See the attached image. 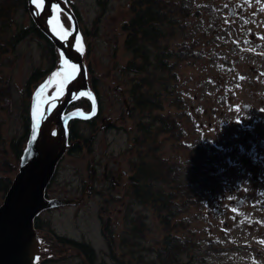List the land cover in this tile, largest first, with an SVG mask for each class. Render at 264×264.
Instances as JSON below:
<instances>
[{
  "label": "rangeland",
  "instance_id": "1",
  "mask_svg": "<svg viewBox=\"0 0 264 264\" xmlns=\"http://www.w3.org/2000/svg\"><path fill=\"white\" fill-rule=\"evenodd\" d=\"M60 1L65 8L72 11V14L75 13L80 18L78 27L83 45L81 59L86 70L88 85L90 82L91 86V79L96 82L102 111L99 115L100 119L98 117H95V120L91 119L93 125L87 126L85 125L87 123L84 122L79 125L80 131L84 135V138L81 139L83 144L75 150L72 148L66 152L58 165L56 177H54L47 193L51 198L59 200L79 199L92 181V166H97L98 172L95 170L94 186L93 184L89 186L87 195L82 198L80 203L71 206L65 204L40 214L39 223L44 226L45 232L42 234L41 231V233L37 231L39 240L42 234L43 237L45 236L43 242L52 244L53 233H58V235L78 242L89 243L98 253L100 263L104 258L107 264H115L109 253L106 235L104 234L114 233L112 243L115 244L117 253L123 255L126 261L132 260L130 248L134 245L137 251L143 253L139 254L143 258V261L139 263H142L146 258L152 260L155 257L154 251L159 249L168 233H179L184 238L193 234L192 242L199 245L195 250L199 254L197 264H213V241L219 240L215 233L220 232H209L207 223L202 226L197 223L198 217L193 215L201 214L197 212L200 206L191 207L186 211V224L184 223V208L180 209L183 207V198L192 201L197 197L196 194L190 192L189 188L186 190L184 188L190 184L188 167L194 164V160L186 157L188 165V167L185 166L186 172L176 171L170 175L173 181L171 187L175 194L174 199H177L179 204V210L176 208V213L172 214L171 220L156 214L150 205L140 207L138 208L139 212H136L134 201H129L128 192L132 188L130 177L134 175L138 165L143 164L136 160L139 156L132 157L130 153L137 150L134 142V124L144 114L143 109L136 107L132 93H134L135 84L143 80L152 82L151 93L157 95L161 91V100L165 102V105L161 106L162 109L170 115V119H177L179 111H181L179 103L183 93V81L194 88L195 80L198 77L214 76L206 71H216L221 74L228 71V65L223 64L222 60L223 58H231L230 55L226 54L230 53L231 48L228 42L237 37V32L233 30L237 20L229 18L228 2L226 0H181L183 6L178 15L179 24L164 25L165 29L161 33L158 43L155 42V39H146L151 50H146L144 57L149 59L148 65H151V62L153 66L147 69L144 67L133 69L131 63L140 64L144 58L128 48V33L124 30V26L133 19L136 7L144 5L148 0ZM160 5L164 8L167 7L163 2ZM196 7H199V10H196ZM183 11L193 16L190 22L196 23V26L193 27L190 23L182 24ZM35 13L38 15L36 10ZM14 15L18 25L23 28L35 24L29 11L19 10ZM197 15L200 17L195 19ZM59 17L64 29L73 30L74 20L70 15L63 11ZM236 19L242 20L238 16ZM53 25L55 24L49 23L47 27L55 33ZM1 29L0 178L7 180L14 179L19 170L18 155L15 151L19 148L22 149L24 143L28 142L26 138L21 144L26 123L24 114L30 111L33 95L50 77L51 84L46 83L47 87L42 92V98H47L49 95L52 97L54 93L57 94L58 84L55 81L57 76L55 73L59 65L53 71L51 70L52 61L50 57L53 55L36 35L31 34L14 47L7 45L5 48L3 41L7 40L8 34L11 35L16 32V26H13L11 31L6 33L2 32ZM55 35L59 37L56 33ZM192 42L196 44L195 52L193 53L187 48V61L185 62L184 48ZM140 43L142 44L143 41ZM168 51L181 53L172 59V62L179 60L178 65L173 69H166L162 64L161 69H159L155 60L161 56L164 63L167 60ZM215 53L221 54L222 58L219 59L221 65L211 66L209 59L211 54L215 55ZM181 55L182 57H180ZM41 72H44L42 76L40 75ZM35 73H39L38 77L41 78L32 80L31 78ZM118 89H123V93L119 92ZM164 91L165 95H163ZM26 96L28 101L25 104L23 100ZM124 101L127 102L129 108L126 107ZM88 102L84 98L78 100L73 104L74 110L80 109L85 113L90 110L91 112L92 107ZM130 106L133 107L131 115L128 114ZM104 120L106 124L111 122L114 126L106 129L107 125L102 123ZM204 146L206 147V144ZM168 147L167 144L154 155L156 158L154 165L157 164V160H161L158 157H162L163 161L165 159H170L171 162L176 161L178 165L180 158L176 156L179 155V152L174 151V145L171 151ZM146 151L147 146L143 152L145 156ZM206 153L207 156H214V152L210 149ZM205 159L202 157L197 160L201 169L204 166L211 167L213 165L210 159L206 162ZM106 165H108L109 170L108 178L105 177ZM112 175H115V181L110 179ZM160 176L167 181L168 172H162ZM5 195L3 191H0V206ZM157 203L159 200H154L156 205L154 210L166 212L157 206ZM126 207L134 212L136 219L140 213L139 218L132 222L131 231L134 233H128V226L125 224L129 214ZM120 210H122L121 215L119 214ZM206 218L205 220L202 219V223L208 222L209 219L213 220L211 217ZM135 223L141 229V236L138 238L134 228ZM186 228L193 231L189 233ZM54 241L58 242L57 240ZM44 251V253L41 251L44 255L40 259L47 260L45 264L84 263L83 258L80 259L74 252L66 251L64 255L62 251L56 249ZM190 251V246H184L179 252L182 257H185V254ZM53 255L55 258L52 257ZM47 256L50 258H45ZM157 258L159 259V257ZM38 261L40 262V260ZM163 261L168 263V258H164ZM183 261L185 264L186 259ZM132 264L137 263L132 260Z\"/></svg>",
  "mask_w": 264,
  "mask_h": 264
},
{
  "label": "flooded vegetation",
  "instance_id": "2",
  "mask_svg": "<svg viewBox=\"0 0 264 264\" xmlns=\"http://www.w3.org/2000/svg\"><path fill=\"white\" fill-rule=\"evenodd\" d=\"M226 2L229 4V18L237 20L236 26L233 28L237 32V34L235 33L237 37L228 42L231 48L230 53H226L231 58H223L222 60L223 64L228 65L229 70L224 74L216 71H206L214 76L198 77L195 80L196 85L194 88L183 81V93L179 103L181 111H179L177 119H170V115L162 107H158L160 103L157 102V106L153 104L149 113L144 111V114L139 117L134 124V142L137 150L130 153L132 157L139 156L136 160L141 161L143 164H139L134 175L130 177L132 188L128 192V197L130 202L134 201L136 212H139L138 208L150 205L156 214L163 215V217L167 216V220H171L172 214L176 213V208L172 206L173 210H171L170 204H166L164 207H161L160 204L162 199L170 197L176 203L177 199H174L175 194L171 187L173 181L170 175L176 171L186 172L187 168L185 166L188 167L186 157H188L190 160H194V164L188 167V170H190L189 180L191 181L184 188L185 190L189 188L190 192L196 194L197 197L192 201L183 198V207L180 209L184 208V223L186 224V211L191 207L200 206L197 212L203 215H193L198 217L197 223H200L201 226L207 223L209 232H220L215 233L219 240L213 241L212 263L264 264V246H262L264 244V0H226ZM196 10H199V7H196ZM70 12L72 13V11ZM73 14L79 26L80 18L77 14ZM237 16L242 20L236 19ZM182 17L183 25L190 23L193 27L196 26V23L190 22L193 16L187 14L186 11H183ZM197 17H200V15H197L195 19ZM50 21L52 25L53 19L51 16L47 22L50 23ZM38 29L53 45L52 52H55L60 59L59 52L52 40L40 27ZM51 33L55 35V33ZM42 41L51 52L47 41ZM195 47L194 42L185 46V62L187 61V48L194 53ZM53 57L54 55L50 57L51 61L54 60L53 67L60 65L58 57H54V59ZM220 58H222L220 53L211 54L210 65H221ZM43 74L44 72L40 73L41 76ZM38 76L39 73H35L31 79L41 78ZM91 86L89 82V88L94 92L98 101V115L96 118L100 119L99 115L102 108L96 82L92 79ZM118 91L123 93V89H118ZM158 94L160 96L161 91ZM163 95H165V91ZM27 101L26 96L23 102L26 104ZM160 101L161 105L164 106L165 102L161 100V96ZM124 102L126 107L129 108L127 102ZM73 104L67 109L66 113L75 109ZM136 107L141 108L137 104ZM89 112L90 110L86 113ZM132 113L133 107L130 106L128 114L131 115ZM24 119L26 123L21 144L26 138L28 141L30 136L32 125L30 111L24 114ZM92 121L70 120L68 124L69 144L73 140L71 132L75 122L77 123L74 128L80 138V141H73L74 147L72 150L81 147L83 144L81 139L84 138V135L81 133L79 125L84 122L87 123L85 125L91 126L94 124ZM102 123L106 124V121L104 120ZM106 125V129L114 126L111 122ZM87 142L88 139L86 144ZM26 144L27 142L24 143L22 149L19 148L15 151L18 155L19 166ZM167 144L170 151L174 145V151L179 152V155L173 154L180 158L178 165L176 161L171 162L170 159L163 161L162 157H158L161 160H157V164L154 165L153 163L156 160L154 155ZM146 146L145 156L143 152ZM208 149L214 152V156H207L206 151ZM202 157L206 158L205 162L210 159L213 165L211 167L204 166L201 169L197 160ZM108 165L105 167L107 170L106 178L109 176ZM142 169H147L148 172L145 176L140 177L141 181H137L136 177ZM92 170H94L95 179V170L98 172L97 166H92ZM165 171L168 172L167 181L160 176V173ZM56 174L57 170L54 177H56ZM110 179L115 181V175H112ZM154 180H157V182ZM12 181L13 179H11V184ZM50 185L46 190V198L55 200L56 198H51L47 193ZM154 200H159L157 206L166 212L155 211ZM168 201L170 203V200ZM126 208L129 212L128 216L136 221L140 213L136 219L134 212H131L128 207ZM119 214H122V210L119 211ZM206 217H211L214 221L209 219L208 222L202 223V219L205 220ZM38 226V231L43 234L45 232L44 226L41 223ZM186 230L189 233L193 231L189 228H186ZM42 234L40 235L41 242L45 240V236L43 237ZM58 236L61 235H56V237ZM47 246L63 248L54 240L52 244L49 243ZM44 252L42 251V253ZM50 256L45 258H50ZM44 260H41L40 264H45L47 260Z\"/></svg>",
  "mask_w": 264,
  "mask_h": 264
},
{
  "label": "water",
  "instance_id": "3",
  "mask_svg": "<svg viewBox=\"0 0 264 264\" xmlns=\"http://www.w3.org/2000/svg\"><path fill=\"white\" fill-rule=\"evenodd\" d=\"M54 5H58L61 10H65L64 12L73 18V30L67 31L62 26L59 14L63 11L58 14L57 23L55 18L57 14L53 12ZM35 9L32 0H29V12L32 19L52 40L59 52L60 65L55 73L58 87L57 94L54 93L52 96L56 97L55 100H52L50 96L42 98L41 90L44 91L46 83L51 84L50 77L32 97L30 136L21 157L18 173L0 206V264H39L37 258L44 255L41 251L48 249L74 252L85 259V264H90L76 248L41 245L35 227V221L42 212L65 204L71 206L80 203L87 195L89 186L94 183V170H92V181L81 198L75 200H48L46 198V190L60 161L66 152L73 148V141H80V138H74L69 144L68 124L70 120L89 121L98 114V101L94 92L89 88L86 70L81 59L82 41L75 15L68 11L60 0H44L43 9H36L39 15L35 14ZM50 16L57 31L62 28L63 32L67 33L65 38H61V35L58 37L49 31L46 21ZM72 65L76 66L74 78L61 87V81L72 71L70 67ZM82 98L90 101L92 105L90 113H85L80 109L66 113L73 103ZM37 107L40 109L39 114H37ZM37 121L39 127L35 131L36 139L33 141L32 136Z\"/></svg>",
  "mask_w": 264,
  "mask_h": 264
},
{
  "label": "trees",
  "instance_id": "4",
  "mask_svg": "<svg viewBox=\"0 0 264 264\" xmlns=\"http://www.w3.org/2000/svg\"><path fill=\"white\" fill-rule=\"evenodd\" d=\"M161 2L164 3L167 7H162ZM187 2L185 3V5ZM183 6V2L181 0H148L144 5L140 7H136L135 13L133 16V19L127 23L124 26V30L128 33L127 38V44L128 48L130 50H133L136 54H138L140 57L144 58L143 62L140 64L137 63V65L132 62L131 67L133 69L135 68H150L151 65H148L149 59L144 57V53L146 50H151V46L146 42L147 38L155 39V42L158 43V40L160 39V35L163 32L164 25H170L172 23L179 24L178 22V15L180 13L181 7ZM188 6V5H187ZM29 11V0H0V28L1 31L4 33L10 32L13 26H16V32L13 34H8L5 41L3 43L5 44V48L7 45L14 47L17 43L22 42L26 37L33 34L39 37L41 40L47 41L49 48L51 52L53 51L54 47L53 45L45 38L44 34L38 29L36 24H32L29 27H22L18 25V22H16L14 13L17 11ZM143 41L141 44L140 42ZM179 52H173L168 51L167 53V60L163 63L164 59L160 56L157 60H155L157 67L161 69V65L164 64L166 69H173L178 65L179 60H176L172 62V59L174 56H179ZM52 55L54 57H58V55L55 54V52H52ZM53 57V59H54ZM182 57V55L180 56ZM59 59V57H58ZM52 60V67L51 70L53 71L57 67H53ZM169 63V65H167ZM168 66V67H167ZM51 71V72H52ZM35 78V77H34ZM152 88V82H149L147 80H143L139 82L138 84H135L134 86V93H132L133 98L135 100V103L144 109L145 113H149L151 110V107L153 104L156 105L157 103H160L158 107L161 108V101L160 96L157 93V95L151 93ZM149 89V90H147ZM157 106V105H156ZM90 107V106H89ZM77 122H75L74 126ZM93 123V122H92ZM145 125V124H144ZM72 127V138H79L78 132L76 129ZM28 132H29V126H28ZM22 153V152H21ZM146 170H140L136 180L141 181L142 176H145L147 174ZM157 182V180H154ZM11 185V179L3 180V178H0V191H3L5 194L8 192ZM147 192V191H146ZM170 200V203H168ZM166 204L171 205L174 208H177L179 210V204L176 201V203L173 202L172 198H164L161 201L160 206L164 207ZM164 218H167V216H164ZM127 221L125 224L128 226V233H134L131 231L132 222L134 220L130 217L126 219ZM40 222V215L38 216L37 220L35 221V227L38 231V224ZM134 228L136 229L137 238L141 236V229L138 227L137 223L134 224ZM106 235L107 240V246L109 249V253L112 256V259L115 261V264H132V260L137 264H184L183 259H186L185 264H197L199 261L198 253L195 251L196 248L199 247L198 243L192 242L191 237H194L193 234H190L187 237H182L179 233H168L164 239L162 244L160 245L159 249L154 251V258L152 260L145 259L144 262L139 263L140 261H143V258L140 257L139 254H143L140 251H137L135 249V246H131L130 248V255L132 260H125V257L123 255H119L115 249V244H113L112 237L114 233H104ZM58 233H53L52 240H57L61 247H74L78 249L87 259V261L90 264H107L105 259L103 258L100 263V257L98 253L95 251L93 247L89 243L69 239L65 236H58ZM109 237V239H108ZM40 244L49 245L47 243L41 242ZM200 244V243H199ZM191 247V251L187 252L185 254V257H182L181 249L183 247ZM62 253L65 255L66 251H62ZM108 253V254H109ZM77 257V255H76ZM80 258H83L82 256H78ZM77 257V258H78ZM153 257V256H152ZM159 257V259L157 258ZM55 258V257H54ZM164 258H168V263L163 261ZM41 261L40 256L37 258ZM53 260V259H52ZM83 260H85L83 258ZM40 263V262H39ZM83 263V262H82ZM87 263V262H86ZM85 264V263H83ZM88 264V263H87Z\"/></svg>",
  "mask_w": 264,
  "mask_h": 264
},
{
  "label": "snow or ice",
  "instance_id": "5",
  "mask_svg": "<svg viewBox=\"0 0 264 264\" xmlns=\"http://www.w3.org/2000/svg\"><path fill=\"white\" fill-rule=\"evenodd\" d=\"M32 3L35 5V7H36L37 9H43V7H44V0H32ZM53 12L57 14V16H56L55 18H56L57 23H58V14L61 12L60 7H59L58 5H54V6H53ZM50 23H51V21H50ZM53 31H54L57 35H61V38H65V37L67 36V33H66V32H63V29H62V28H61L60 31H57V28L54 26V27H53ZM70 67H71L72 71L69 72L68 75L65 77V79L61 81V85H60L61 87H62L63 84L66 83L68 80L74 78V74H75V71H76V66H75V65H72V66H70ZM241 79H243V78L241 77ZM44 87H47V85H45ZM42 91H43V89L41 90V94H42ZM55 99H56V97H52V100H55ZM39 111H40V109H39V107H37V114H39ZM93 111H94V109H93ZM38 127H39V123H38V121H37V123H36L35 126H34V132H33V136H32V140H33V141H35V139H36L35 131H36V129H37Z\"/></svg>",
  "mask_w": 264,
  "mask_h": 264
},
{
  "label": "bare ground",
  "instance_id": "6",
  "mask_svg": "<svg viewBox=\"0 0 264 264\" xmlns=\"http://www.w3.org/2000/svg\"><path fill=\"white\" fill-rule=\"evenodd\" d=\"M48 21V20H47ZM46 21V25L49 26V22ZM50 30V29H49ZM56 83V82H55ZM62 91V90H61ZM98 115V114H97Z\"/></svg>",
  "mask_w": 264,
  "mask_h": 264
},
{
  "label": "clouds",
  "instance_id": "7",
  "mask_svg": "<svg viewBox=\"0 0 264 264\" xmlns=\"http://www.w3.org/2000/svg\"><path fill=\"white\" fill-rule=\"evenodd\" d=\"M42 245V244H41ZM42 247V246H41ZM84 261V260H83ZM40 264V263H39Z\"/></svg>",
  "mask_w": 264,
  "mask_h": 264
}]
</instances>
